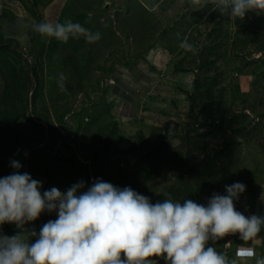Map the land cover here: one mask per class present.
I'll list each match as a JSON object with an SVG mask.
<instances>
[{
    "label": "rangeland",
    "instance_id": "1",
    "mask_svg": "<svg viewBox=\"0 0 264 264\" xmlns=\"http://www.w3.org/2000/svg\"><path fill=\"white\" fill-rule=\"evenodd\" d=\"M66 19L100 39L61 43L32 29ZM15 172L41 194L100 180L153 204L207 205L240 182L236 210L264 216V15L234 23L209 0H0V178ZM57 215L0 230H35L34 243ZM249 245L264 246V228L247 244L209 241L229 260Z\"/></svg>",
    "mask_w": 264,
    "mask_h": 264
},
{
    "label": "clouds",
    "instance_id": "2",
    "mask_svg": "<svg viewBox=\"0 0 264 264\" xmlns=\"http://www.w3.org/2000/svg\"><path fill=\"white\" fill-rule=\"evenodd\" d=\"M198 2V0H197ZM221 13L228 12L235 23L254 12L264 15V0H209ZM33 31L61 43L83 38L92 44L100 39L78 22L32 24ZM180 47L192 50L185 39ZM66 77L61 73L58 87L65 91ZM11 166L19 169L20 163ZM40 181L29 174L15 172L0 178V225L14 223L22 228L47 211L57 212L55 220L45 223L34 243L35 230L11 237L0 230V264H264L254 247L240 246L235 259L209 246L227 236L239 235L247 244L262 228L264 216H246L236 210L235 202L246 186L240 182L225 185L226 194L214 193L207 205L186 199L182 203L165 199L151 203L131 187L123 189L97 180L85 188L83 181L66 192L52 187L41 194ZM232 242L224 244L231 247Z\"/></svg>",
    "mask_w": 264,
    "mask_h": 264
},
{
    "label": "crops",
    "instance_id": "3",
    "mask_svg": "<svg viewBox=\"0 0 264 264\" xmlns=\"http://www.w3.org/2000/svg\"><path fill=\"white\" fill-rule=\"evenodd\" d=\"M245 80H246V84H247L248 80L246 77H245ZM244 92L246 93V95L247 94L251 95L253 90L245 88ZM246 247H254L256 249L257 256H259V257L264 256V246H262V245H259V246L258 245H249ZM246 264H255V261L250 260V261H247Z\"/></svg>",
    "mask_w": 264,
    "mask_h": 264
},
{
    "label": "built area",
    "instance_id": "4",
    "mask_svg": "<svg viewBox=\"0 0 264 264\" xmlns=\"http://www.w3.org/2000/svg\"><path fill=\"white\" fill-rule=\"evenodd\" d=\"M236 252V251H235ZM236 258V257H235Z\"/></svg>",
    "mask_w": 264,
    "mask_h": 264
}]
</instances>
